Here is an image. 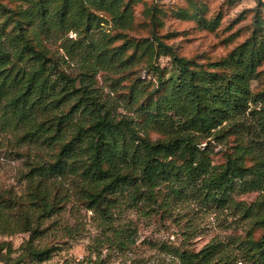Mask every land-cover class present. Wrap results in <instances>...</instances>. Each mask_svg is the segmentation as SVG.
I'll return each instance as SVG.
<instances>
[{
    "label": "rangeland",
    "instance_id": "rangeland-1",
    "mask_svg": "<svg viewBox=\"0 0 264 264\" xmlns=\"http://www.w3.org/2000/svg\"><path fill=\"white\" fill-rule=\"evenodd\" d=\"M26 42L41 62L23 54ZM0 48V84L9 78L0 97V264H260L264 0H0ZM175 56L199 73L200 107ZM38 70L33 91L35 99L45 91V104L21 120L12 99ZM219 88L246 102L227 114ZM206 96L221 108L208 115L211 129L200 121ZM99 105L151 144L191 139L196 157L170 158L178 167L217 176L232 161L248 175L221 202L184 172L151 190L119 160L125 184L104 191L110 180L88 173ZM79 134L77 157L48 173ZM43 251L46 261L32 257Z\"/></svg>",
    "mask_w": 264,
    "mask_h": 264
},
{
    "label": "trees",
    "instance_id": "trees-1",
    "mask_svg": "<svg viewBox=\"0 0 264 264\" xmlns=\"http://www.w3.org/2000/svg\"><path fill=\"white\" fill-rule=\"evenodd\" d=\"M3 8H1L2 11L6 10ZM0 50L2 49L0 48ZM23 54L27 56L31 55L40 62L42 60V56H40L28 42L25 44ZM242 57L243 55L241 54L238 61H242ZM174 58L179 66L181 75L190 74V80L187 82L185 81L181 85L189 87L192 97L198 102L197 106L200 107L202 103L195 98V96H199L198 85L196 83L199 73L190 71L185 59L178 58L177 56ZM3 60L4 58H0V68L6 63L3 62ZM43 71L44 70L36 71L35 74L30 77L26 90L12 99L11 103L18 109L21 120H30L33 117V113L41 105L45 104V91L43 90L39 97L36 96V99V94H34L33 91V84L36 83L35 80H37V76L44 73ZM8 79L9 78H5L0 84V97L5 96L9 90L7 86ZM212 83H215V80H212ZM161 84H164V82H161ZM11 85H13V83ZM181 85L180 87H182ZM216 93L217 96H215V98H220L225 104L227 114H229V109L234 106L233 103L242 105L246 102L244 97H242V99L240 98L239 101L235 91L231 88H219ZM33 99L37 101L34 102ZM215 101L216 99L213 100L212 98L211 100L210 97H207L203 102L204 108L202 111H199L200 121L203 127L210 126L209 129L216 127V125L213 124L216 118L208 116L210 113L218 112L221 109L213 108ZM223 103L219 104L223 105ZM87 109L88 107L85 106L84 111ZM95 109V121L90 127V130L93 132V140L90 142L89 146L93 153V160L89 166L88 173L92 182L103 183L106 180H110L108 185L105 186L104 191L111 190L117 192L121 190L125 184L124 180L126 177L123 176L121 169L116 167L119 160L124 163H131L135 169L140 170L142 173L141 182L151 190L157 189L163 182L180 181L181 174L184 172L187 176L185 181H187L189 185L192 181H198V179L202 178L203 180L201 182L203 190L206 193L205 196L219 199L221 202L227 201L228 193L235 188L236 181L248 175L246 172L247 169L238 167L232 161H229L226 165V170L217 176L209 174L206 167L200 165L195 167L192 163H187L185 166L178 167L169 159L177 155L185 158L196 157L198 148L191 139L182 138L171 142L151 144L146 140H141L139 134L135 130H131L130 125L127 124L128 122L121 121L117 123L115 120L103 116L101 114L102 110L100 105ZM126 132L130 133L133 137L132 141L129 143L126 142ZM81 136L82 135L79 134L78 138H73L64 145L60 153V158L55 165L47 168L48 173L54 175L66 170V161L63 158L67 157L68 159H73L77 157ZM206 174H208V176H204ZM255 245L256 248H258L257 262L264 264V238ZM203 254L201 261L206 262L211 257L212 252L206 249L203 251ZM32 257L36 260L46 261L49 258V252H34Z\"/></svg>",
    "mask_w": 264,
    "mask_h": 264
},
{
    "label": "built area",
    "instance_id": "built-area-1",
    "mask_svg": "<svg viewBox=\"0 0 264 264\" xmlns=\"http://www.w3.org/2000/svg\"><path fill=\"white\" fill-rule=\"evenodd\" d=\"M170 239H171V240H175V236H174V235H171V236H170Z\"/></svg>",
    "mask_w": 264,
    "mask_h": 264
}]
</instances>
